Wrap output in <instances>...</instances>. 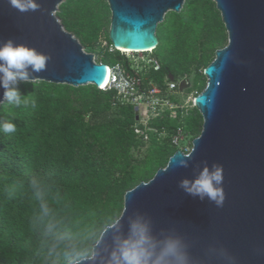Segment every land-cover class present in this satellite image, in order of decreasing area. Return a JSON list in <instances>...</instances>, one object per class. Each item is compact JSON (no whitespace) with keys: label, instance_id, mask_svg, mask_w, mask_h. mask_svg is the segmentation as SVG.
<instances>
[{"label":"trees","instance_id":"trees-1","mask_svg":"<svg viewBox=\"0 0 264 264\" xmlns=\"http://www.w3.org/2000/svg\"><path fill=\"white\" fill-rule=\"evenodd\" d=\"M110 15L107 0H65L57 12L87 52L106 37ZM157 35L153 56L162 69L148 76L160 83L188 74L202 92L205 68L228 43L216 3L186 0L180 12L166 14ZM112 58L124 60L108 47L98 62L111 65ZM18 87L36 107L0 105V121L17 125L15 133L0 132V264H70L90 256L120 217L125 193L177 151L173 128L183 125L191 140L202 130L196 107L183 118L152 121L154 129L142 135L136 112L116 104L113 90L43 80Z\"/></svg>","mask_w":264,"mask_h":264},{"label":"water","instance_id":"water-1","mask_svg":"<svg viewBox=\"0 0 264 264\" xmlns=\"http://www.w3.org/2000/svg\"><path fill=\"white\" fill-rule=\"evenodd\" d=\"M64 1L35 0L34 10L22 12L0 0V46L11 39L46 54L45 70L29 69L36 81L102 86L108 66L64 27L57 16ZM107 1L112 44L137 52L159 45V24L186 0ZM213 1L228 43L205 68L207 85L194 100L203 124L191 140V157L177 150L149 181L128 190L120 217L103 230L92 254L70 264H114L118 241L137 220L147 224L157 251L178 241L183 264H264V0ZM3 94L0 87V101ZM214 164L223 167L220 206L181 187Z\"/></svg>","mask_w":264,"mask_h":264},{"label":"clouds","instance_id":"clouds-1","mask_svg":"<svg viewBox=\"0 0 264 264\" xmlns=\"http://www.w3.org/2000/svg\"><path fill=\"white\" fill-rule=\"evenodd\" d=\"M13 7L19 11L35 9V0H10ZM48 57L35 48L24 44H16L11 39L0 46V87L4 89V99L0 104L20 108L36 107V102L28 95L21 93L20 82L36 83L31 73H39L46 68ZM17 130V125L11 120L0 121V132L12 134ZM191 157V152L184 154ZM182 166L187 165V160H182ZM223 167L214 164L211 168L207 165L201 170L198 177L189 181H181V187L189 194L197 195L201 199L205 196L214 201L218 206L223 204L224 192L222 188ZM156 243L149 233L146 223L137 220L131 225V234L118 241L117 249L112 254L114 264H183V254L176 240H169L156 250Z\"/></svg>","mask_w":264,"mask_h":264},{"label":"built area","instance_id":"built-area-1","mask_svg":"<svg viewBox=\"0 0 264 264\" xmlns=\"http://www.w3.org/2000/svg\"><path fill=\"white\" fill-rule=\"evenodd\" d=\"M116 50L118 49L111 44L110 51ZM154 50L121 51L124 60L118 61L114 65H107V82L98 87L102 90H113L116 104L131 106L134 109L139 115V120H136L137 131L142 135L147 134L148 130L154 129L150 123L156 119L183 118L191 108L196 107L194 100L200 94L197 90L192 89L193 78L191 75L186 74L178 77L169 75L160 83L149 77L151 72H158L162 69L161 61L153 56ZM162 128L163 134H166L165 127ZM171 143L177 150L189 151L192 142L183 125L173 128Z\"/></svg>","mask_w":264,"mask_h":264},{"label":"rangeland","instance_id":"rangeland-1","mask_svg":"<svg viewBox=\"0 0 264 264\" xmlns=\"http://www.w3.org/2000/svg\"><path fill=\"white\" fill-rule=\"evenodd\" d=\"M60 19V21L62 22V19L60 17H58ZM109 27H110V23L108 25V28H107V34H106V37H104L99 43L95 44L94 45V50L93 52H89V53H92L94 54V57H95V60L96 61H100V58H101V52H103L104 50H106V48H110V45H109V40L110 38L108 37V30H109ZM69 31V30H68ZM69 32H72V31H69ZM116 62V60L114 58H112V60H110V64L111 65H114ZM109 66V65H108ZM206 85H207V80H206ZM201 93V92H200ZM202 131V130H201ZM200 134H196L195 138L198 137ZM194 138V139H195ZM147 148V147H146ZM146 148L142 149V153H145L146 151ZM192 149V145L190 146L189 148V151H191ZM188 151V152H189ZM167 165V164H166ZM165 165V166H166Z\"/></svg>","mask_w":264,"mask_h":264},{"label":"bare ground","instance_id":"bare-ground-1","mask_svg":"<svg viewBox=\"0 0 264 264\" xmlns=\"http://www.w3.org/2000/svg\"><path fill=\"white\" fill-rule=\"evenodd\" d=\"M116 48H117L118 50H120V51H128V52L132 51V50H130V49H126V48L119 47V46H117ZM150 50H151V49H150ZM107 78H108V75H107ZM107 78H106V81H105L104 85H105L106 82H107Z\"/></svg>","mask_w":264,"mask_h":264}]
</instances>
